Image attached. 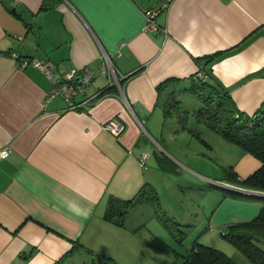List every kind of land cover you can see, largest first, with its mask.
I'll list each match as a JSON object with an SVG mask.
<instances>
[{
	"label": "crops",
	"instance_id": "0c3cea01",
	"mask_svg": "<svg viewBox=\"0 0 264 264\" xmlns=\"http://www.w3.org/2000/svg\"><path fill=\"white\" fill-rule=\"evenodd\" d=\"M161 1L0 0V148H9L0 160V264H54L75 244L61 264L86 260L85 248L118 264L129 259L138 236L126 221L103 218L108 196L130 198L153 182L149 137L162 135L170 95L193 94L199 69L240 110L264 104V0H170L155 17L159 29L143 30L145 11ZM13 51L52 60L57 72L91 67L92 80L75 97L88 102L68 109L56 95L43 107L50 80L37 66L21 67ZM112 118L124 125L118 135L105 128ZM193 118L204 141L214 136ZM169 120L172 134L196 137ZM259 165L242 149L233 163L240 177ZM229 255L252 264L236 249Z\"/></svg>",
	"mask_w": 264,
	"mask_h": 264
},
{
	"label": "rangeland",
	"instance_id": "374dc122",
	"mask_svg": "<svg viewBox=\"0 0 264 264\" xmlns=\"http://www.w3.org/2000/svg\"><path fill=\"white\" fill-rule=\"evenodd\" d=\"M175 98L188 111L185 126L195 127L193 110L201 105V101L188 92L177 94ZM169 118L176 122L174 117ZM169 118L162 135L149 133L155 142L149 137L147 147L157 152H152L157 157L155 164L151 163L154 157L149 152L146 165H153L149 168L152 166L155 176L150 184L158 194L161 210L152 203H143L128 211L126 223L134 227L138 244L132 255L129 253L130 258L126 256L119 264H182L183 256L196 240L230 254L235 249L224 237L229 224L251 219L262 205L260 197L222 185L246 189L228 182L226 177V171L234 170L233 163L239 156L241 148L237 143L209 128L206 132H212L218 139L212 135L204 141L187 131L184 135L172 134ZM177 126L181 124L177 122ZM201 136L205 139V134L201 133ZM160 216L169 220L172 231L164 226ZM258 245L264 249V241ZM87 254L86 260L78 258L67 264L89 263L91 255Z\"/></svg>",
	"mask_w": 264,
	"mask_h": 264
},
{
	"label": "trees",
	"instance_id": "16d2710c",
	"mask_svg": "<svg viewBox=\"0 0 264 264\" xmlns=\"http://www.w3.org/2000/svg\"><path fill=\"white\" fill-rule=\"evenodd\" d=\"M44 8L45 4L42 2L41 9ZM202 71L206 75L205 78L194 79L191 76L192 85L189 89L201 101V105L193 110V115L198 121L203 122L228 141H234L243 151L251 153L259 160L260 165L257 169L245 177H240L232 169L226 171L227 181L246 189L264 192V104L252 114L240 110L229 92L211 82L206 69ZM110 90L111 86L101 92L106 93ZM163 107L165 118L174 117L182 127H185L188 111L182 108L180 100L175 99L172 94L164 102ZM188 130L202 139L198 131L192 128ZM260 198L262 205L254 217L229 224L224 233L225 239L252 264H264V249L258 245L259 242L264 241V196ZM143 203H152L161 210L158 194L153 185L148 182H145L130 198L109 195L103 218L116 225L124 226L128 211ZM160 219L164 226L172 231L173 225L169 220L163 216H160ZM79 245L72 246L54 264H61L68 259L74 248ZM85 249L91 254V260L89 263L80 264H118L110 255L95 253L89 248ZM182 264L237 263L229 254L196 240L189 252L183 256Z\"/></svg>",
	"mask_w": 264,
	"mask_h": 264
},
{
	"label": "built area",
	"instance_id": "2783aa9c",
	"mask_svg": "<svg viewBox=\"0 0 264 264\" xmlns=\"http://www.w3.org/2000/svg\"><path fill=\"white\" fill-rule=\"evenodd\" d=\"M169 2L170 0H163L157 6L145 11L143 30L151 31L159 29V26L156 24L155 17L161 9L168 5ZM10 55L12 58H15L16 62H18L21 67H24L28 64L39 67L50 80L51 86L43 100V107H45L48 101L56 95L63 96L68 104V109L80 107L83 103L88 102L87 99L78 101L75 100L77 95L84 92L85 87L89 84L94 76V70L88 65L57 72L55 70L56 64L52 60L21 57L16 51L11 52ZM205 77L206 75L200 69L193 74L194 79H201ZM114 83L119 86L117 78H115ZM105 128L110 130L113 134L118 135L124 129V125L118 119L112 118L105 124ZM8 154L9 148L7 146L0 148V160L5 158ZM146 156L147 154L143 153L141 155V161H144Z\"/></svg>",
	"mask_w": 264,
	"mask_h": 264
},
{
	"label": "water",
	"instance_id": "95a60500",
	"mask_svg": "<svg viewBox=\"0 0 264 264\" xmlns=\"http://www.w3.org/2000/svg\"><path fill=\"white\" fill-rule=\"evenodd\" d=\"M11 12L14 15H17V12H16L15 8H11ZM240 191L243 192V193H247V194H252V195L254 194V195L264 196V192H261V191L250 190V189H243V188H241Z\"/></svg>",
	"mask_w": 264,
	"mask_h": 264
},
{
	"label": "clouds",
	"instance_id": "9594fccd",
	"mask_svg": "<svg viewBox=\"0 0 264 264\" xmlns=\"http://www.w3.org/2000/svg\"><path fill=\"white\" fill-rule=\"evenodd\" d=\"M69 210H70V211H76L77 213H80V209L76 208L75 206H70V207H69ZM83 214H84V215H87L86 212L83 213Z\"/></svg>",
	"mask_w": 264,
	"mask_h": 264
},
{
	"label": "flooded vegetation",
	"instance_id": "af4514ba",
	"mask_svg": "<svg viewBox=\"0 0 264 264\" xmlns=\"http://www.w3.org/2000/svg\"><path fill=\"white\" fill-rule=\"evenodd\" d=\"M118 82H119V80H118Z\"/></svg>",
	"mask_w": 264,
	"mask_h": 264
}]
</instances>
